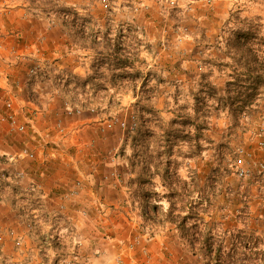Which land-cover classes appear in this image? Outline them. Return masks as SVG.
<instances>
[{"label":"rangeland","instance_id":"obj_1","mask_svg":"<svg viewBox=\"0 0 264 264\" xmlns=\"http://www.w3.org/2000/svg\"><path fill=\"white\" fill-rule=\"evenodd\" d=\"M63 9L71 10L68 21L60 13ZM112 21L116 22L112 27H104ZM61 25H66L63 38L62 33L55 30ZM250 27L258 32L251 44L263 61L264 0H0V150L9 146H15L14 150H28L23 142L30 133L31 123L23 116V102L26 98L38 97L35 94L39 91L35 90H39L40 84H47L46 91L51 94H56L55 90L60 86L65 89L69 83L77 87L75 74L56 64L59 55L68 58L72 49L78 50L73 46L74 40L88 37L85 41H77L78 45L93 49L92 61L101 72L122 66V60L130 57L131 51L132 57L137 59L132 65L135 69L132 71L127 66L126 69L131 70L132 76H122L120 74L125 73H119L121 71L105 75L94 72V84L103 83L104 88L111 90L106 92L100 87L94 90L92 83V91L87 95L89 110L84 111L85 107H82L78 114L104 116L105 111L112 112V123L123 138L117 149L122 154V162L133 157L134 150H158L157 154L167 151L169 155L164 160L176 161L182 167L178 172L172 169L169 177L174 181L182 179L189 182L188 190H201L195 198L207 194L206 197L213 200L210 204L203 198L197 206L210 211L209 217L204 214L205 224L220 228L215 242H221L226 230L247 228L252 234V246L257 242L256 237L261 238L256 251L259 254L249 252L253 259L249 264H264V173L260 171L264 165V84H260L256 105L240 110L238 114L230 108L217 109L219 104L210 90L213 85L219 95H225L227 82L237 76L236 70L243 69L245 61L238 63L237 60L246 56V52L241 51L234 31ZM109 35L114 40L111 49L104 45L105 37ZM228 39H232L231 45ZM104 50H108L113 58L96 54L104 53ZM60 68L63 72L54 73ZM64 84L67 85L62 87ZM251 84L246 82V85ZM134 88L139 92L136 100L119 93ZM68 93L71 97L76 92ZM81 94H76L77 99H84L83 92ZM157 98H161L160 101L156 102ZM138 100L141 101L137 103ZM205 100L209 102L208 107ZM135 102L138 108L132 107ZM188 108L189 112L190 108L193 109L194 117L197 116V108L200 115L205 116L214 110L208 119V129H199L203 118L201 122L196 118L182 124L187 118L180 117L168 124L175 116L170 110H177L179 116H184ZM161 116L166 118L169 135L159 130ZM20 124L26 126L25 131L17 128ZM109 129L114 128L110 126ZM10 139L15 143L11 145ZM14 156L0 154L4 160L9 158L7 163L0 161V167L23 159L21 154ZM141 156L139 160L147 158ZM239 159L248 170L246 177L239 175ZM159 160V157L151 159L155 163ZM8 170L0 169V198L13 194L14 187L20 186L19 177ZM3 172H8L13 178L3 176ZM122 174L126 182L129 178H138L127 167ZM144 179L150 182L147 176ZM177 186L179 193L185 191L183 184L177 183ZM138 188L135 186L136 191ZM145 189V202L135 204L138 207L134 215L137 221L143 208L154 215V192L160 196L169 194L165 187L155 189L149 183ZM124 192L129 193V189ZM6 201L15 204L16 213L25 215L27 222L34 224L36 219L33 216L39 212L33 211L38 207L33 196L21 195L18 199L8 196ZM126 206L128 204L122 207ZM128 210L125 214L133 215L135 209L131 204ZM104 213V230L110 225L118 226L120 223L121 227H126L129 223L120 211L113 213L105 206ZM38 219L41 220L38 224L44 221L47 224L26 239L20 238L15 227H0V264H104V259H100V249L83 247L82 241L70 234L71 229L65 231L68 237L57 250L45 249L53 234L52 227L56 229L58 220L55 222V218L39 215ZM159 220V227L150 220L146 223L149 224L144 230L147 239L155 230L171 228L165 217L161 216ZM181 221L184 227L190 228L198 223L196 217L189 216L186 220L178 218L177 224ZM65 222L62 224L64 227ZM141 224H145L143 219ZM205 224L199 225L209 227ZM27 228L30 229L29 225ZM111 232L108 229V233ZM158 234L167 237L172 245L181 242L178 234ZM138 235L136 238L126 237L127 241L123 243L125 255L134 251L137 238L144 237ZM37 241L42 244L40 250L34 247ZM116 260V264H124L123 258Z\"/></svg>","mask_w":264,"mask_h":264},{"label":"crops","instance_id":"obj_2","mask_svg":"<svg viewBox=\"0 0 264 264\" xmlns=\"http://www.w3.org/2000/svg\"><path fill=\"white\" fill-rule=\"evenodd\" d=\"M113 23L116 22L112 21L111 24L104 27L110 28L114 25ZM65 27L66 25H61V28H55L60 34L62 33V38ZM87 38L84 36L82 40L80 37L77 41H85ZM77 41L74 40L72 43L74 47H78V50L72 49L68 58L59 55L61 57L58 56V61H56L58 66L65 67L75 74L77 87H74L72 83L64 84L62 87L67 85L65 89L60 86L59 89L55 90L56 94H51L46 91L47 84H40L39 90H35L39 91V94H35L38 97L26 98L23 102V110H25L23 116L25 120L31 123L30 133L24 137L23 143L26 144L25 148L34 154V157L26 158L25 156L23 159H17L0 167V169H9L10 173H14L16 177L19 175L20 178L17 177L20 185L19 191L17 190L13 194H5V197L0 198V227H15L19 231L20 238L26 239L32 236L34 231H41L43 225L47 224L45 221L38 224L41 221L38 219V215L47 219L55 218V222L66 220L69 224L65 222V227L62 226L63 222L59 223L58 221L59 224L56 222V229L53 228L54 226L52 227L53 234L50 235L52 237L47 242L45 249L55 248L57 250L61 242H64L68 237L64 234L65 231L69 232L71 229L70 234L73 237L76 235L75 238L82 241L83 247L94 250L100 249L102 252L100 259L101 261L104 259V264H116V259L120 257L124 259V264H188V262L191 264H249L253 261L249 252H252L253 255L255 251L247 249L248 245L253 242V240L251 242L252 234L249 229L231 228L226 230V236L221 238V242H215L218 239L220 228L205 224L206 217L204 214L209 217L210 211L197 206V202L202 201L203 198L206 203L210 204L213 200L206 197L207 194L204 197L195 198L201 193V190L198 188L188 190L186 186H189V182L182 179L174 181L173 178L169 177L170 174H165L166 170L171 172L172 169H175L178 172L182 168L181 163L164 160L169 155L167 151L157 154L158 150H139L140 152L134 150L133 157L122 162L120 158L122 154H119L117 149L123 138L116 132L117 129L112 123L114 117L112 112L105 111L104 116L101 114L96 116L88 113L78 114L82 111V107H85L84 111L89 110L87 95L92 91V83L94 90H98V87L106 92L111 90V88H104L103 83L95 82L96 84H94L96 80L92 78L94 72L97 71L105 75L121 71L119 73H125L120 74L122 76H132L129 71H134L135 67L127 66L131 68V70H127L126 66L121 64L122 66H115L101 72L98 65H94L92 61L93 49L86 46L81 47ZM113 42V38L109 35L105 37L104 45L111 49ZM130 53V59L133 58L135 63L137 59L132 57L131 51ZM96 54L103 55L107 59L113 58L108 50ZM59 71L63 72V68L55 70L54 73ZM68 87L72 89L69 90ZM68 91L76 93L70 97ZM81 92H83L84 99H77L76 94L82 95ZM119 93L135 100L139 97V92L135 88L122 90ZM160 99L157 98L156 102ZM106 106L107 104L104 105V108ZM136 106V102L133 103L132 107ZM192 110L190 108L189 112L188 108L185 115L181 116L187 118L186 121H194L197 118L201 122L203 118V121H207L208 129V119L213 116L214 110L205 116L204 114L200 115V111L197 109V116L195 117L191 112ZM169 112L176 117L171 118L168 124H172L177 121V118H180L177 110H170ZM159 120V130L164 132V135H169L166 118L161 116ZM110 126H113L114 129L110 130ZM10 137L6 136V138ZM10 141L11 145L15 143L12 139ZM14 147L9 146L6 150H0V154L15 157V154L18 153L19 155L24 152V150H14ZM151 154L153 155L151 156ZM156 154L158 156H155ZM141 155L147 158L139 160L142 158ZM158 157L160 158L159 163L151 161V159L155 160ZM125 167L133 173V176L138 175V178L131 180L129 178L126 182L122 177ZM152 169L155 172H152ZM151 172L153 173L152 176L150 175ZM144 176H147L150 182L145 181ZM148 183L155 189L159 186L165 187L169 194L160 196L159 193L154 192L156 195V204L153 205L154 215L152 216L151 212L143 208L137 221L135 220L137 217L134 215L137 214L138 207L135 204L145 202V185ZM177 183L183 184L185 191L179 193ZM135 186H139L137 191ZM125 189H129V193L124 192ZM21 195H31L38 203L37 209L33 211H37L39 214L33 216L36 219L33 225L27 222L25 215L16 213L15 204L6 201L8 196L18 199V196ZM125 204L128 206L122 207ZM130 204L135 210L133 215L128 216L125 211L129 212ZM105 206L112 209L113 213L120 211L126 221L129 222L128 225L121 227L122 224L118 223V226L110 225L107 230H104ZM119 206L120 209L118 210ZM154 206H157L158 209L156 210ZM122 208L125 211L121 210ZM186 215L187 217H196L199 224L204 223L209 227H203L196 223L190 228L184 227L182 221L179 225L177 221V223L172 222V218H174L173 220L178 218L186 220ZM161 216L167 219L171 228L165 227L166 229L163 231L161 229L155 230V233L151 234L152 237L147 239L144 230L148 228L149 224L146 223L150 220L159 227L161 225L159 217ZM142 219L145 224H141ZM28 225L31 230L27 228ZM108 229L112 231L110 234ZM158 233L161 235L164 233L166 235L178 234L181 242L172 245L166 240L167 237L157 236ZM138 234L144 235V237L137 238L134 251L125 255V244L123 243L127 241L126 237L127 239L136 238ZM256 238L257 242L254 244L259 246L261 238ZM52 243H56L57 247H53ZM34 247H38L40 250L42 244L37 241L34 243Z\"/></svg>","mask_w":264,"mask_h":264},{"label":"trees","instance_id":"obj_3","mask_svg":"<svg viewBox=\"0 0 264 264\" xmlns=\"http://www.w3.org/2000/svg\"><path fill=\"white\" fill-rule=\"evenodd\" d=\"M70 9H63L60 13L65 16V20L68 21L70 18ZM227 27V26H226ZM248 30H238L234 31V36L237 39V43L240 46L242 52H246V56L238 59V63H242L245 61L242 70H236V75L233 76L231 80H229L226 84L225 95H219L216 88L211 85L210 90L214 92L213 97L218 102L219 106L217 109H232L236 114L240 112V110H246L251 106L256 105V100L259 92L260 84H264V59L260 61V56L258 55V51L253 48V44H251L252 40L258 35V32L254 31L252 27L247 28ZM232 39H228V44L231 45ZM246 48V49H245ZM232 50V47H229ZM230 50V52H231ZM249 57V58H246ZM121 64L125 66H132L133 60L130 57L122 60ZM245 78V79H244ZM246 82L252 83L251 85H246ZM244 83V84H243ZM152 97V96H151ZM158 97V96H157ZM141 100H138L139 103ZM209 102L207 100L204 101L205 106H209ZM198 106V105H197ZM212 106L207 110L209 111ZM237 107V108H234ZM216 106H214V109ZM198 109V108H197ZM201 110V109H200ZM199 111V110H198ZM182 117V116H180ZM184 118V117H182ZM189 123L187 121H182V124ZM192 123V122H191ZM199 129H207V121H203V123L199 126ZM3 159L0 158V161ZM165 174H170L169 170H166ZM3 176L10 178L8 172H3ZM20 187L15 186L14 190L19 191ZM157 210V206H154ZM173 223H177L176 219L173 220ZM56 243H52L53 247H57Z\"/></svg>","mask_w":264,"mask_h":264},{"label":"built area","instance_id":"obj_4","mask_svg":"<svg viewBox=\"0 0 264 264\" xmlns=\"http://www.w3.org/2000/svg\"><path fill=\"white\" fill-rule=\"evenodd\" d=\"M11 106V105H10ZM17 128L20 130V131H25L26 130V126L24 125V124H20V125H18L17 126ZM21 156L22 157H25V156H29V157H34V154L33 153H30L28 150H25L22 154H21ZM7 159L9 160V158H6L5 157V160H4V162L5 163H7L8 161H7ZM238 169H239V175H240V177H246L247 176V172H248V170L246 169V168H244L243 167V160L242 159H239L238 160ZM260 171L261 172H263L264 173V165H261V169H260ZM10 175V178H13L12 176H11V174H9ZM15 177H16V175H15ZM18 177V176H17ZM16 177V178H17ZM259 248V246L258 245H256V244H254L253 243V246H252V244H249L248 245V247H247V249L248 250H252V251H255L253 254L254 255H256V254H259V253H257L256 251H258L257 249ZM214 251V249L212 250V252ZM261 258V257H260ZM262 259V258H261Z\"/></svg>","mask_w":264,"mask_h":264}]
</instances>
